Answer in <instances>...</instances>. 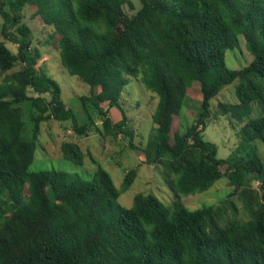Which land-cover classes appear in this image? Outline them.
I'll list each match as a JSON object with an SVG mask.
<instances>
[{
	"label": "trees",
	"instance_id": "trees-1",
	"mask_svg": "<svg viewBox=\"0 0 264 264\" xmlns=\"http://www.w3.org/2000/svg\"><path fill=\"white\" fill-rule=\"evenodd\" d=\"M27 5L51 26L64 71L89 85L79 96L80 124L57 81L36 66L41 51L23 22ZM0 16L2 36L17 46L12 52L0 40V264H264V0H139L138 7L129 0H0ZM243 48L249 60L227 67L226 51ZM131 78L158 98L143 146L132 143L119 101ZM224 88L232 98L211 107ZM198 95L192 123L171 135L173 118ZM113 107L119 120L108 113ZM222 117L238 127L227 158L203 135L208 121ZM51 118L71 119L78 136L94 127L127 137L159 170L173 201L138 192L122 205L134 167L119 187L95 160L89 178L31 170L40 125ZM59 149L83 163L77 141L63 140ZM221 177L230 190L216 205L189 209L180 200Z\"/></svg>",
	"mask_w": 264,
	"mask_h": 264
},
{
	"label": "rangeland",
	"instance_id": "rangeland-1",
	"mask_svg": "<svg viewBox=\"0 0 264 264\" xmlns=\"http://www.w3.org/2000/svg\"><path fill=\"white\" fill-rule=\"evenodd\" d=\"M134 7L139 6V0H129ZM128 9V4L124 5V10ZM35 8L27 5L23 8V22L30 28V38L33 46L41 51L36 66L43 67L44 71L52 76L57 81L61 88V98L69 107L80 124L85 121L79 96L89 92V85L82 82L77 76L66 73L59 61L58 52L49 34L52 30L51 26L44 24L38 15L34 13ZM2 17L0 16V40L10 48L12 52H16V44L5 39L1 34ZM250 56L246 49L242 52H237L233 55L230 49L225 53V64L229 68H236L240 64L246 63ZM18 65L15 66V69ZM3 74L0 73V79ZM233 90V87H232ZM31 92V91H29ZM32 93V92H31ZM48 97V95H47ZM218 98L228 100L232 98V92L228 88H224L217 97L211 99V107H215ZM198 95L195 100L188 98L187 105L182 106L181 112L172 120L170 134L174 132H182L186 126L192 123L195 117V110L199 107ZM157 96L147 90L135 78H131L126 88L120 96V103L125 110L127 123L134 130L132 143L137 146H143L146 143L148 134L153 128L151 114L157 103ZM103 108L107 107V103H102ZM27 106L24 105V108ZM111 118L119 120L121 114L118 110L111 108L108 111ZM96 123L100 120L95 119ZM71 119L57 121L48 119L41 123L40 134L37 141L34 160L32 161L31 170L43 168H58L65 169L70 172H75L83 177L89 178L96 168L94 160L104 167L110 174L111 179L116 187H119L123 176L130 168H136V176L133 183L123 191L118 201L124 205H131L133 196L138 192L152 193L159 198L164 204H170L173 199V191L164 182L159 170L154 166L145 163L144 154L137 148L129 146L127 137L119 135L116 138L110 136H102L97 132H89L88 135H75L76 133L70 126ZM238 128V127H237ZM228 121L226 117L213 119L208 121L204 138L214 142L217 146V157L227 158L233 147L236 146L235 136L236 129ZM25 136L30 137V126L25 131ZM63 140H75L80 145L84 153L83 163L75 164L64 158L60 151V143ZM263 144H259L260 154L264 157L262 150ZM252 187H258L257 180H251ZM230 190L227 179L221 177L217 179L207 190L196 192L193 194H181L180 200L189 209H196L203 205H216L226 193ZM234 197V196H233ZM232 197V198H233Z\"/></svg>",
	"mask_w": 264,
	"mask_h": 264
}]
</instances>
